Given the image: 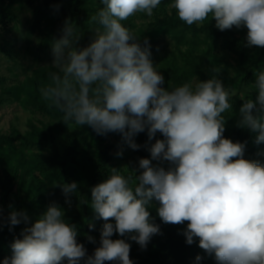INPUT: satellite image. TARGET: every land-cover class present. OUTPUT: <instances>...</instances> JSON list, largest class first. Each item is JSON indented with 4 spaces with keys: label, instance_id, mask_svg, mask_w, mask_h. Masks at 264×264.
Returning a JSON list of instances; mask_svg holds the SVG:
<instances>
[{
    "label": "clouds",
    "instance_id": "1",
    "mask_svg": "<svg viewBox=\"0 0 264 264\" xmlns=\"http://www.w3.org/2000/svg\"><path fill=\"white\" fill-rule=\"evenodd\" d=\"M96 38L84 48L75 47L76 28L66 20L63 36L53 41L51 82L41 96L63 113V122L90 126L97 134L119 132L132 149L133 137L147 129L151 159H139L138 176L111 168L107 179L91 189V208L105 223L100 246L88 264L118 261L133 264L130 244L111 239L114 233L146 248L160 232L149 208L167 224L188 222L186 243L199 238V247L217 264H264V163L244 159L245 143L225 138L224 113L232 110L235 92L215 75L189 81L171 90L161 87L164 77L153 65L148 47L122 22L137 13L153 15L161 0H100ZM187 26L200 25L211 16L220 31L247 28V46L264 48V0H174L169 5ZM147 40L145 44L147 45ZM220 68L213 69L214 73ZM255 99H245L238 126L256 133L264 142V69L257 71ZM122 154V153H118ZM153 161L168 162L165 169ZM77 183L65 184L66 197ZM55 203L24 230L11 245L12 256L3 264H77L86 249L77 242L76 226L69 224ZM24 212L10 214L11 225ZM114 220L115 223L109 222ZM88 240L94 242L89 236ZM201 257L198 255L196 260Z\"/></svg>",
    "mask_w": 264,
    "mask_h": 264
},
{
    "label": "trees",
    "instance_id": "2",
    "mask_svg": "<svg viewBox=\"0 0 264 264\" xmlns=\"http://www.w3.org/2000/svg\"><path fill=\"white\" fill-rule=\"evenodd\" d=\"M23 1V0H18ZM26 6L34 9L36 23L40 28L39 49L43 52L52 50V43L63 36L66 20L74 25L78 39L74 46L87 47L96 38L97 21L92 17L103 7L100 0H24ZM174 0H161L163 6L170 5ZM131 30L129 21L122 22ZM44 24L43 26H41ZM153 35L160 33L171 34L184 45L194 48L202 37L211 42L212 48L204 51L201 56L196 55V47L189 51L191 68H185L183 74H174L173 84L170 89L189 82L193 76L199 81L212 78L213 75L220 79L224 86L234 90L242 86L253 88L256 73L264 69V48L254 46V50L246 46L243 39L236 35L233 29L220 31L215 27V20L211 16L202 25L187 26L182 22L173 8L172 13L164 12L163 17H158L151 23ZM136 36V35H135ZM137 37V36H136ZM153 37V36H152ZM148 37L137 38L141 47ZM221 46L231 56L233 62L225 61L212 53L213 48ZM1 48L7 51L4 45ZM199 56V57H198ZM220 68L217 73L213 69ZM57 69L42 68L37 70L28 79L26 94L17 87L8 86L7 79L0 76V105L12 101L33 108L48 118L43 129H36L33 133L23 136L20 140V151L13 149L12 137H3L2 142L9 143V152L2 155V165L5 180L2 182L1 203L4 210L11 212H24L29 217L28 221L21 219L17 225H11L10 217L7 222L0 224V264L12 256L11 245L16 239H22L24 230L30 227L39 216L44 213L49 204L55 203L64 211L65 220L76 226L77 242L84 245L85 257L77 264H88V258L100 246L101 229L105 221L99 218L91 206V189L104 182L111 174V168L118 170L113 164L112 149L115 145L108 144V137L114 134L109 132L104 135L97 134L90 126L70 125L63 122V113L59 108L45 101L40 89L51 82V73ZM240 93L232 96V110L224 113L226 118L225 138L233 142L245 143L244 159L258 160L264 163V142L256 143V133L247 128L238 126L239 109L242 105ZM256 93L244 95L245 99H255ZM122 135V134H121ZM59 137L64 139L61 144ZM155 136L149 140L147 129L135 135L137 149H132L133 155L151 159L149 148L154 144ZM158 139H163L160 134ZM121 147L128 143L123 137L118 138ZM167 169L168 162L153 161ZM125 177L133 176L129 172L121 171ZM77 183L76 192L66 197L62 191L65 184ZM71 203L67 210V203ZM159 202L153 200L149 211L152 222L159 226L160 232L153 235L146 248L130 239L129 235L121 237L114 233L111 239H124L130 244V259L133 264H217L213 255L207 254L199 247V238L194 237L191 245L186 243L183 234L188 222L173 225L164 223L157 213ZM109 222L115 223L114 220ZM94 238L90 242L88 237ZM200 256L199 261L196 260ZM61 264H68L64 259ZM104 264H119L118 261H105Z\"/></svg>",
    "mask_w": 264,
    "mask_h": 264
},
{
    "label": "rangeland",
    "instance_id": "3",
    "mask_svg": "<svg viewBox=\"0 0 264 264\" xmlns=\"http://www.w3.org/2000/svg\"><path fill=\"white\" fill-rule=\"evenodd\" d=\"M172 9L169 5L163 6L160 4L153 10V15L150 17L145 13H137L126 20L131 23V31L137 38L148 37V43L147 45L144 43L143 47L149 48L153 65L164 77V84L161 87L165 89H170V85L173 84V78L170 76L172 73L183 74L185 68H191L189 56L191 49L193 50L196 47V55L201 56L204 51L212 48L211 42L204 37L193 48L191 44L184 45L180 43L171 34L160 33L154 36L151 32V23L156 18L163 17L166 11L172 13ZM232 29L237 36L243 39L247 46V28L242 26L237 29L234 26ZM40 37V28L36 23L32 7L26 6L24 0H0V43L7 50L4 51L0 45V76L6 77L8 86L20 89L24 98L27 97L28 79L39 69L53 67V52L52 50L43 52L39 49ZM248 48L250 51L254 50V46ZM212 53L218 55L224 61L226 59L233 62L221 43L219 47L212 49ZM196 80H198V77L193 76L191 81L195 82ZM233 91L235 95L237 93L245 95L255 92V89L242 86L235 88ZM46 122H48V118L44 114L22 104L20 101L0 105V224L7 222L8 217H10V213L4 210L1 203V185L5 180L2 155L4 152H9V143L2 142V138L11 136L13 149L19 152L21 138L33 133L36 129H43ZM121 136V133L114 132L107 140L108 144L115 145L112 149L113 164L118 167L120 172H129L133 176H138L141 171L139 160L133 155L132 148L129 145L121 147L118 144V138ZM158 136H160L159 132L155 135L154 143ZM59 141L62 144L64 139L59 137ZM70 205L71 203L68 202L67 210H69Z\"/></svg>",
    "mask_w": 264,
    "mask_h": 264
}]
</instances>
